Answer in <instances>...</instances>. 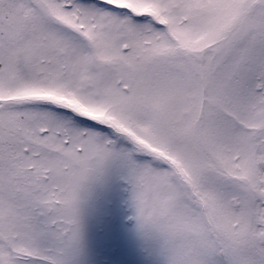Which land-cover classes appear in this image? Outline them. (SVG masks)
<instances>
[{"label": "snow or ice", "instance_id": "obj_1", "mask_svg": "<svg viewBox=\"0 0 264 264\" xmlns=\"http://www.w3.org/2000/svg\"><path fill=\"white\" fill-rule=\"evenodd\" d=\"M0 264H264V0H0Z\"/></svg>", "mask_w": 264, "mask_h": 264}]
</instances>
